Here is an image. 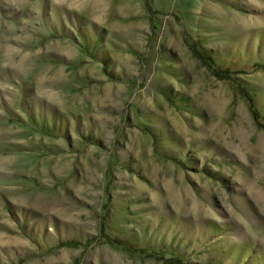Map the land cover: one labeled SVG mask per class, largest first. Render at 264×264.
I'll use <instances>...</instances> for the list:
<instances>
[{
	"label": "rangeland",
	"instance_id": "1",
	"mask_svg": "<svg viewBox=\"0 0 264 264\" xmlns=\"http://www.w3.org/2000/svg\"><path fill=\"white\" fill-rule=\"evenodd\" d=\"M0 264H264V0H0Z\"/></svg>",
	"mask_w": 264,
	"mask_h": 264
}]
</instances>
